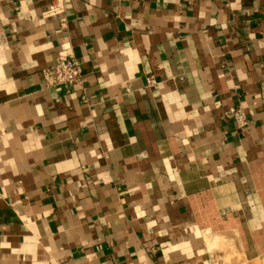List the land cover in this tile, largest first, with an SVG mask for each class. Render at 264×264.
Segmentation results:
<instances>
[{
  "label": "crops",
  "instance_id": "1",
  "mask_svg": "<svg viewBox=\"0 0 264 264\" xmlns=\"http://www.w3.org/2000/svg\"><path fill=\"white\" fill-rule=\"evenodd\" d=\"M0 264H264V0H0Z\"/></svg>",
  "mask_w": 264,
  "mask_h": 264
},
{
  "label": "built area",
  "instance_id": "2",
  "mask_svg": "<svg viewBox=\"0 0 264 264\" xmlns=\"http://www.w3.org/2000/svg\"><path fill=\"white\" fill-rule=\"evenodd\" d=\"M81 63L72 55H60L53 67L55 81L61 84H72L80 80ZM157 82L153 75L147 77V83L153 85ZM231 114L239 127L246 125L247 113L241 106L231 108Z\"/></svg>",
  "mask_w": 264,
  "mask_h": 264
}]
</instances>
